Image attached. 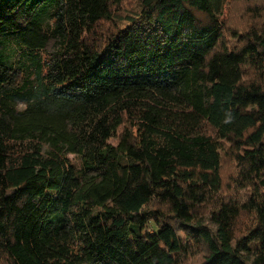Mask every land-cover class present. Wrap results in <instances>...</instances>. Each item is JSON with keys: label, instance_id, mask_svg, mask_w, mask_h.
<instances>
[{"label": "trees", "instance_id": "trees-1", "mask_svg": "<svg viewBox=\"0 0 264 264\" xmlns=\"http://www.w3.org/2000/svg\"><path fill=\"white\" fill-rule=\"evenodd\" d=\"M0 264H264V0H0Z\"/></svg>", "mask_w": 264, "mask_h": 264}]
</instances>
